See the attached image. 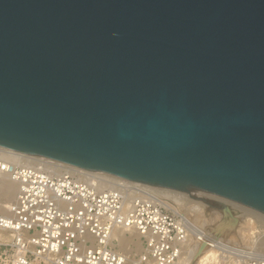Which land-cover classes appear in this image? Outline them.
Masks as SVG:
<instances>
[{"label": "water", "instance_id": "95a60500", "mask_svg": "<svg viewBox=\"0 0 264 264\" xmlns=\"http://www.w3.org/2000/svg\"><path fill=\"white\" fill-rule=\"evenodd\" d=\"M0 147L264 214V0H0Z\"/></svg>", "mask_w": 264, "mask_h": 264}, {"label": "built area", "instance_id": "2783aa9c", "mask_svg": "<svg viewBox=\"0 0 264 264\" xmlns=\"http://www.w3.org/2000/svg\"><path fill=\"white\" fill-rule=\"evenodd\" d=\"M0 151V180L16 184L7 212L0 211V264H174L179 259L188 226L165 205L157 187ZM119 230L138 237L121 248L114 237ZM262 237L233 248L229 257L238 264H264ZM136 241L138 250L132 248Z\"/></svg>", "mask_w": 264, "mask_h": 264}, {"label": "bare ground", "instance_id": "6f19581e", "mask_svg": "<svg viewBox=\"0 0 264 264\" xmlns=\"http://www.w3.org/2000/svg\"><path fill=\"white\" fill-rule=\"evenodd\" d=\"M157 188L159 191L162 192L161 194L164 196L163 200L165 205L173 209L175 213L181 215V217L188 226L187 241L183 246L182 253L179 259L174 264H210L218 262L221 257V254L231 255V253L233 252V248L240 247L238 244H233V242L237 241L238 237H240L241 239H249L251 231L250 229L252 228L253 223L251 217V219H248L249 216H253L259 220L264 221L263 213L246 207L244 212L238 213V222L235 226H232L230 224V221L220 225V220V222H218L219 224H217L216 227H213L210 233H206L204 228L199 229L193 224L194 222L190 221V219H188L186 216L179 213L182 207L178 205L185 204L189 201L193 202L195 203V205L192 207L191 211L196 214L198 220L201 216H204L206 209L211 210V212H209L210 219L213 216H216L217 219V216L221 217V211L217 206V203L219 202L218 200L205 198L198 195L191 196L186 192L172 190L168 188ZM15 193L16 184L12 182L9 178L2 177L0 180V207L4 211L7 212L10 202L15 197ZM207 204L212 205L216 208L210 207ZM243 216L247 217L246 221L242 220ZM114 237L118 240V245L121 248H124L128 246L129 242L134 241L135 237L138 236L136 234H129L125 230H119L115 233ZM199 238L206 242V246L203 251L199 255H197L198 246L200 245V241H198ZM208 243H211L212 245H208ZM251 243L252 242L249 239L247 244ZM135 244L137 246V249L141 248L139 241H136Z\"/></svg>", "mask_w": 264, "mask_h": 264}, {"label": "rangeland", "instance_id": "374dc122", "mask_svg": "<svg viewBox=\"0 0 264 264\" xmlns=\"http://www.w3.org/2000/svg\"><path fill=\"white\" fill-rule=\"evenodd\" d=\"M180 202V201H179ZM178 202V203H179ZM177 203V202H176ZM181 203V202H180ZM188 203V204H186ZM185 204H181L178 206H181L182 208L180 209L179 213L183 214L184 216H186L188 219H190V221L194 222L193 224L198 227L199 229H205L206 233H210L211 229L213 227H216L217 224H219L218 222H220V220L222 219V213L220 212V216H216L213 218L211 217L210 219V213L211 210H205L204 216H201L200 219L198 220L197 216L195 213H193L192 207L195 205V203L193 202H186ZM193 204V205H192ZM210 207L216 208L212 205L207 204ZM1 213H6V211H4L2 208L0 209ZM195 215V216H193ZM235 215H238V213L235 212ZM196 217V218H195ZM238 217V216H237ZM252 218V228L250 229V241L252 242L251 244H247V242L249 241V239H241L240 237H238L237 239V243L233 242V244H238L239 246H246V245H252L253 244V238L257 237L258 234H263L264 235V221L257 219L256 217L253 216H249L248 219ZM210 219V220H209ZM204 220V221H203ZM243 221L247 220V217L243 216L242 218ZM199 221V222H198ZM197 224V225H196ZM210 228V229H209ZM226 230V229H225ZM224 230V231H225ZM262 242H264V237H262ZM234 241V240H233ZM264 246V245H261ZM136 244L132 246L133 249L138 250L136 248ZM125 248V247H124ZM210 264H238L235 260H233L232 257H229V255L227 254H221V257L219 259L218 262H214V263H210Z\"/></svg>", "mask_w": 264, "mask_h": 264}]
</instances>
